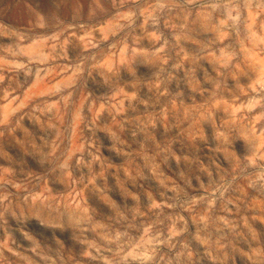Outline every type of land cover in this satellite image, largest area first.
I'll list each match as a JSON object with an SVG mask.
<instances>
[{
	"label": "rangeland",
	"instance_id": "1",
	"mask_svg": "<svg viewBox=\"0 0 264 264\" xmlns=\"http://www.w3.org/2000/svg\"><path fill=\"white\" fill-rule=\"evenodd\" d=\"M0 264H264V0H0Z\"/></svg>",
	"mask_w": 264,
	"mask_h": 264
}]
</instances>
